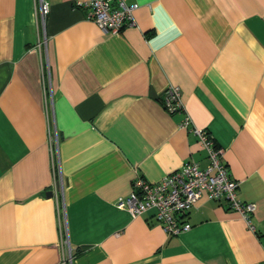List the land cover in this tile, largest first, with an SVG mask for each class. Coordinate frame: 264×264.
I'll use <instances>...</instances> for the list:
<instances>
[{
	"label": "crops",
	"instance_id": "obj_1",
	"mask_svg": "<svg viewBox=\"0 0 264 264\" xmlns=\"http://www.w3.org/2000/svg\"><path fill=\"white\" fill-rule=\"evenodd\" d=\"M123 1L134 23L112 34L75 0H0V264H264V0ZM192 126L253 229L204 194L178 233L117 205L139 177L206 167Z\"/></svg>",
	"mask_w": 264,
	"mask_h": 264
},
{
	"label": "built area",
	"instance_id": "obj_2",
	"mask_svg": "<svg viewBox=\"0 0 264 264\" xmlns=\"http://www.w3.org/2000/svg\"><path fill=\"white\" fill-rule=\"evenodd\" d=\"M75 0L78 8L88 11L87 18L92 20L105 33H118L123 26L131 25L133 11L138 7L136 3L127 4L123 0ZM48 13V4L41 1L40 14L42 22ZM164 108L172 113L182 109L179 87L170 85L164 94ZM191 125V120L186 115L181 122L182 128ZM202 149L206 152L207 165L201 169L195 162L189 161L170 174L165 175L155 183H149L142 178L133 182L132 190L117 200L119 207H125L133 215H138L149 209L153 210L156 219L168 233H178L188 229L191 225L185 218L187 210L193 202L205 195L208 198L220 200L224 198L230 207L235 209L244 218L248 226L253 229L251 212L255 204L243 201L238 195L239 182L231 179L227 166L222 158V149L215 145L213 138L205 129L192 126ZM49 144L55 135L48 132ZM55 177L56 172L53 170ZM55 185L61 188L60 178L55 179ZM70 248L63 254V260H71Z\"/></svg>",
	"mask_w": 264,
	"mask_h": 264
}]
</instances>
